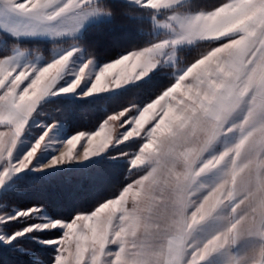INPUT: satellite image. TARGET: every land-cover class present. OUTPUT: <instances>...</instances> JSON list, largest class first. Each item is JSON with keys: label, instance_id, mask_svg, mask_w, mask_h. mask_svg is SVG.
<instances>
[{"label": "snow or ice", "instance_id": "obj_1", "mask_svg": "<svg viewBox=\"0 0 264 264\" xmlns=\"http://www.w3.org/2000/svg\"><path fill=\"white\" fill-rule=\"evenodd\" d=\"M103 93L134 99L66 140L35 124ZM106 164L126 175L87 206L19 203ZM0 264H264V0H0Z\"/></svg>", "mask_w": 264, "mask_h": 264}, {"label": "trees", "instance_id": "obj_2", "mask_svg": "<svg viewBox=\"0 0 264 264\" xmlns=\"http://www.w3.org/2000/svg\"><path fill=\"white\" fill-rule=\"evenodd\" d=\"M150 28V25L146 26L147 30ZM105 54L114 55V50H106ZM101 97L102 99L99 100L94 97L85 99L69 96L56 97L50 100L46 112L54 114L57 120L63 122L66 134L69 135L76 131H89L96 128L107 112H112L121 105H126L130 99H134L128 93L106 94ZM58 109L65 114L63 118ZM47 120L48 123L51 121L49 115ZM125 175L126 172L123 170L118 174L113 173L112 166L106 164L103 169L68 168L47 178L29 176L17 193V198L21 206L43 198L52 212L66 214L74 207L87 206L101 193L111 194L119 187ZM87 176H96L98 179L90 182L85 179Z\"/></svg>", "mask_w": 264, "mask_h": 264}, {"label": "rangeland", "instance_id": "obj_3", "mask_svg": "<svg viewBox=\"0 0 264 264\" xmlns=\"http://www.w3.org/2000/svg\"><path fill=\"white\" fill-rule=\"evenodd\" d=\"M199 2L202 5L211 6L213 4L218 3V0H199ZM52 48H53V45H51L50 43L47 45L46 48L41 46V50L43 51L42 54H44V55L50 54L52 51ZM82 62L83 61L80 60L78 57L74 58L73 69L77 68ZM99 66H101V65H98L97 68ZM66 79H71V78L66 77ZM118 91L119 90H117V92ZM106 94L110 95L111 93H103V94H99V95L101 96V95H106ZM66 96L75 97L78 99L90 98V97H79V96H76L75 94H68ZM53 98H56V97H52L51 99H53ZM47 119H48V114L45 110V114L44 115H37L34 118V121H35V124H42V123L46 124V123H48ZM39 131H40V129L33 127L31 134H26L24 137H22L21 143L18 145L17 152L20 154H23L26 150H28V147L33 143L32 137L35 134H37ZM67 138H68V135L66 134V131H65V124L63 122H60L57 125L56 129L54 130L53 139L56 141H62V140H66ZM77 151H81V149L79 148V145L77 146ZM51 158L52 157L50 155H48L47 150H42V160L44 163H47V161L50 160ZM93 159H95V158H93ZM85 163H87V162H85ZM61 167L63 169L73 168V166H70V165H63Z\"/></svg>", "mask_w": 264, "mask_h": 264}]
</instances>
